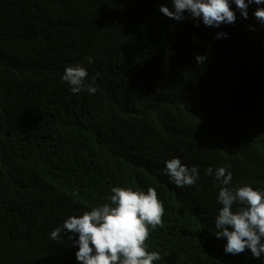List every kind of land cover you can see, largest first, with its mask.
<instances>
[{"label":"trees","instance_id":"obj_1","mask_svg":"<svg viewBox=\"0 0 264 264\" xmlns=\"http://www.w3.org/2000/svg\"><path fill=\"white\" fill-rule=\"evenodd\" d=\"M159 1L0 0V264H80L78 245L50 244L41 229L54 208L110 204L112 187L157 190L163 226L146 241L162 256L154 264H260L225 254L215 236L223 185L205 173L224 167L229 187L264 190V112L240 124L264 72L253 16L264 5L244 19L232 0L235 24L205 31L189 51V25L158 20ZM76 39L93 46L95 65ZM67 63L89 67L90 102L75 103ZM154 151L196 165V184L168 187Z\"/></svg>","mask_w":264,"mask_h":264},{"label":"clouds","instance_id":"obj_2","mask_svg":"<svg viewBox=\"0 0 264 264\" xmlns=\"http://www.w3.org/2000/svg\"><path fill=\"white\" fill-rule=\"evenodd\" d=\"M231 1L161 0L155 4V16L160 21L186 22L189 30L185 48L195 51L205 31H212L224 24H235L237 16L231 8ZM233 2L244 19H248L250 5H264V0ZM253 16L264 26V7H257ZM221 37L227 38V33H217L216 38ZM76 41L79 55L95 65L93 46L80 39ZM195 59L203 65L207 54L197 55ZM83 65L67 63L63 67L65 72L62 79L70 85L76 104L90 102L89 94L96 92L91 84H86L91 71ZM258 79L260 86L255 91L258 98L248 100L250 109L240 124L247 123L244 120H250L252 116L260 115V109L264 112V72ZM151 81L154 85L165 86ZM130 149L123 154L129 155ZM149 156L159 158V173L172 190L196 184L200 175L196 165L189 166L178 156L165 157L158 151ZM205 174L214 175L216 182L223 185L217 197L220 209L215 219V236L217 239L226 238L225 254L235 257L232 255L242 253L240 257L248 256L264 264V190L250 185L229 187L233 177L231 171L224 167L215 172L209 167ZM111 193L110 204L104 203L90 211L86 209L73 213L68 208H54L41 229L45 240L53 245H78L75 255L80 264H154L160 261L161 254L156 250L149 252L146 244L150 230L163 226L165 209L157 190L153 187H112Z\"/></svg>","mask_w":264,"mask_h":264}]
</instances>
